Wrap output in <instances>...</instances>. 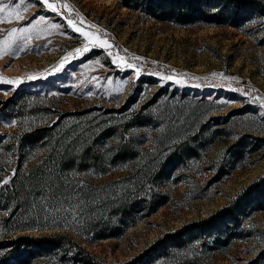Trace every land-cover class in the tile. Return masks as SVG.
Instances as JSON below:
<instances>
[{
	"label": "rangeland",
	"instance_id": "obj_1",
	"mask_svg": "<svg viewBox=\"0 0 264 264\" xmlns=\"http://www.w3.org/2000/svg\"><path fill=\"white\" fill-rule=\"evenodd\" d=\"M49 3L58 11L36 0H0V16L10 21L0 22V173L43 157L47 139L33 146L24 135L90 131L88 143L112 148L103 132L128 129L123 143L145 159L172 155L157 189L167 201L118 237L84 241L98 262L126 264L164 234L220 211L219 223L184 248L135 264H264V0H238L241 9L226 7L232 15L219 12L226 1L211 2L217 24L155 20L118 0ZM133 165L92 180L127 176ZM7 214L0 209V239ZM57 223L40 216L35 225L44 229L19 233L63 231ZM68 257L48 247L31 264H74Z\"/></svg>",
	"mask_w": 264,
	"mask_h": 264
},
{
	"label": "trees",
	"instance_id": "obj_2",
	"mask_svg": "<svg viewBox=\"0 0 264 264\" xmlns=\"http://www.w3.org/2000/svg\"><path fill=\"white\" fill-rule=\"evenodd\" d=\"M118 1L155 20L174 17L181 21L195 18L208 24L219 23L211 20L212 14L207 9L215 0ZM224 1L227 4L219 11L221 15L233 14L226 8L232 3L237 2L235 7L242 8L238 0ZM222 23L227 20L223 19ZM139 118L142 116L135 120ZM127 130L116 127L113 131L103 132L109 142H114L112 148L88 143L90 131L83 135L53 130L47 131L45 136L40 132L24 135L23 139L33 146L47 139L45 153L32 165L17 164L0 173V209L8 211L3 219L5 239H0V264H31L36 254L48 247L65 249L74 264H101L83 246L84 241L94 244L101 239L118 237L166 204V195L157 189L167 176L168 167L175 163L172 155L152 153L145 159L131 142L123 143ZM176 153L182 155L183 151L179 149ZM130 164L134 165L127 176L101 183L92 180L95 174L110 175ZM220 213L201 220L202 223L164 234L126 264H135L146 255L166 254L170 248H184L194 233L198 235L217 225ZM40 216L58 218L53 227L63 231L42 235L19 233L44 229V226L35 225ZM74 235H78L80 241ZM177 254L181 255L180 252Z\"/></svg>",
	"mask_w": 264,
	"mask_h": 264
},
{
	"label": "snow or ice",
	"instance_id": "obj_3",
	"mask_svg": "<svg viewBox=\"0 0 264 264\" xmlns=\"http://www.w3.org/2000/svg\"><path fill=\"white\" fill-rule=\"evenodd\" d=\"M19 2H23V0H19ZM36 3L39 4V5H41L42 7H43V6H46L47 8L51 9V11H53V12H57V11H58V9H57V7L55 6V4H53V3H49V0H36ZM15 6H18V4L15 5ZM3 11H4V9H3V8H0V12H3ZM16 18H17V19H20V18H22V17H20V16L17 14ZM38 19L43 20L44 17H43V16H40V17H38ZM0 22H10V21H6V18H5V17L0 16ZM31 23H32V22L30 21V24H31ZM68 24H69V25L72 24V21H71L70 19L68 20ZM52 27L56 28V27H59V25L54 24V25H52ZM73 27H74V30H75L76 32H81V29H80V28H76L75 26H73ZM17 31H27V29H26V28H25V29H15V28H14V29L11 30L12 33H15V32H17ZM83 35L87 36L88 33H83ZM99 43H100V46L103 47L105 44H107V41H100ZM109 46H110V45H109ZM18 47H19V48H22L23 45H19ZM75 51H76L77 53H80L81 51H84V52L89 51V49L86 47V48H84V49H76ZM109 55H111V54H109ZM62 66H63V61H62V63H61V67H62ZM117 66H119V65H117ZM214 75H215V74H214ZM38 78H40V77H36V76L31 77V79H38ZM164 79L172 80L173 78H172L171 76H169V77H165ZM23 82H24L23 80H18V81H8V83H10V84H15V85H19L20 83H23ZM176 83L179 84V83H181V82H180L179 80H177ZM8 90H14V89H8ZM8 90H4V91H5V94H6V91H8ZM54 95H55V93H54ZM9 123H10V124H14L15 121H11V122H9ZM4 183H7V181H4Z\"/></svg>",
	"mask_w": 264,
	"mask_h": 264
}]
</instances>
